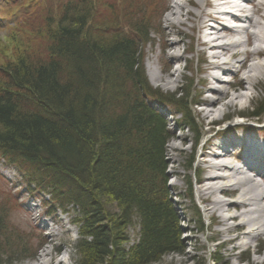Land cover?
I'll return each instance as SVG.
<instances>
[{"label":"trees","instance_id":"obj_1","mask_svg":"<svg viewBox=\"0 0 264 264\" xmlns=\"http://www.w3.org/2000/svg\"><path fill=\"white\" fill-rule=\"evenodd\" d=\"M23 1L28 9L5 45L13 57L0 63V159L51 192L54 207L74 208L73 264H161L183 255L168 187L171 134L148 99L177 103L186 128L197 130L182 93L170 99L149 84L137 40L147 44L149 32L137 24L135 37L121 33L108 0ZM22 48L31 57H20ZM250 114L262 117L264 101ZM0 226V264L35 257L7 234L2 212Z\"/></svg>","mask_w":264,"mask_h":264},{"label":"rangeland","instance_id":"obj_2","mask_svg":"<svg viewBox=\"0 0 264 264\" xmlns=\"http://www.w3.org/2000/svg\"><path fill=\"white\" fill-rule=\"evenodd\" d=\"M189 1H192V3L189 4ZM204 1L108 0L107 2L109 8L106 14L116 17L118 22L115 20V24L117 23L116 26L120 27L121 33L135 37L132 27L137 24L141 25L144 34L149 32L148 44H145L137 37L142 49V60L144 61L149 84L153 89H157V91L169 96L170 99L176 93H182L184 104L187 106L189 115L194 119L197 130V134H195L192 130L179 128L176 125V122L179 123L178 117H174V119L167 118L168 127L173 134L167 146V175L170 178L168 187L172 200L179 210L181 226L184 231L182 238L185 253L183 255L174 254L167 256L161 264H264V233L258 231L249 240L244 234L251 229L248 225L242 226L243 217L236 220L229 218L239 213L241 214L244 210L239 212L233 208H226L216 212L212 217L211 211L207 210L210 204L202 200L201 191L208 184L214 187L223 184L227 185L226 190L228 189L227 191L230 192L229 195L216 194V200L227 203L241 200L239 196L248 189L247 186L244 187L242 184L231 187L229 185L231 182L223 179L215 183H205L209 170L206 169L207 164L204 154L206 150L209 151V146L206 147L207 149H203V147L216 132L220 133V136L215 142L230 144L233 141L232 143L235 145L239 142L242 145V149H256V147L260 146V141H264V131L261 130L264 129V115L260 118L250 117L251 110L259 102L264 101V77L255 93L248 94V100H246L247 97H244V92H246L245 88L248 85L246 81L251 79L248 77V73L239 74L240 71L236 68H232L234 75L231 76V78L235 77L237 80L235 85L233 83L230 86H222L228 91L227 96L223 97L220 94L209 92V88L212 85L208 81V77L217 72L209 67L212 62L211 59L207 63L204 57L200 55L203 49L200 44L201 32L195 29V26L192 29L190 28L191 25L188 23L190 20L186 16L188 12H199L196 6L200 7ZM8 2L0 0V63L12 59L13 52L5 46L6 42H8L7 36L11 27L21 23L24 16L23 10H27V5L30 3V1L23 0H9ZM175 2L182 3L183 9L179 13L178 19H175L174 15L169 19L170 13L173 11L172 5ZM44 13L46 14V10H44ZM15 22H17L16 25ZM184 23L186 24L184 25ZM142 38L144 39L143 35ZM246 38L247 47L253 51L256 46V44H253L255 39L252 37ZM179 40L181 41L180 45L175 50V48H172L174 47L173 42L175 43ZM14 44L17 45L18 43ZM38 47L39 44H37V49ZM187 47L190 49H187ZM23 50L24 48L19 50L22 53L18 52L19 56H28L30 54ZM250 53L247 54L249 55L247 58L251 61L254 56ZM255 53L258 56H263L264 50H258ZM31 54L33 57L35 52ZM174 54L179 56H174ZM205 57L207 58V56ZM249 63L246 60L244 69L248 68ZM155 79L157 80L155 81ZM214 88L218 92L222 91L220 85L216 84ZM220 88L221 90H219ZM213 98L222 100L218 105L221 111L210 118H204L203 109L206 106L202 104L195 107L193 104L205 100H213ZM174 105L176 108H180L177 103H174ZM176 108L172 106L167 112L174 114L177 111ZM210 109L212 108H207L206 113ZM239 113L250 117L247 121H253V123L247 124L245 127L244 124H241L243 121L235 122V119L232 118L239 115ZM229 120H231L230 122L234 121L233 124L230 123L232 124L231 126H228L230 129L218 130L220 128L224 129L226 126H223V124L229 123H224V121ZM244 122L245 124L247 123L246 121ZM213 124H218L220 127L211 128L214 127L211 126ZM180 125L185 124L181 122ZM234 125L235 128H232ZM201 135L204 139L197 144L198 136ZM196 145L198 146L195 147ZM229 148L231 149V147ZM193 158L195 163L192 167H189L188 162ZM207 160L215 164L217 162L214 158H207ZM231 162L233 165H237L235 161ZM0 163L3 164V161L0 160ZM1 164L0 204L5 205L9 213L6 216V213L1 208L0 212L4 214L7 223V234L11 238L23 240L27 254L31 257L35 256L32 259L26 257L24 260L17 261L16 259L20 258V255H13V263L73 264L71 246L76 243L79 236L78 228L74 226L71 219L72 217H77V214H71L70 216L72 217L64 214L62 216L52 215L51 213L56 209L47 211L44 206L41 207L40 202L37 200L39 198L37 193H31L28 190V184L23 181L19 170L5 167L7 169L5 171ZM211 172L224 175L223 172L216 169L211 170ZM233 189L238 190L234 192ZM33 203L39 205L37 209L34 208ZM252 208L255 207L253 206ZM47 215L50 216L48 217ZM222 216L226 220L224 223L220 221ZM40 219L42 223H39ZM199 220L202 226L199 224ZM45 225L48 226L45 227ZM255 227L258 228V226ZM131 234L136 236L138 234L137 229L131 231ZM217 256L218 262L216 261Z\"/></svg>","mask_w":264,"mask_h":264},{"label":"bare ground","instance_id":"obj_3","mask_svg":"<svg viewBox=\"0 0 264 264\" xmlns=\"http://www.w3.org/2000/svg\"><path fill=\"white\" fill-rule=\"evenodd\" d=\"M249 1L253 7L250 11L243 9L244 14H246L245 23H247L244 28L242 26L238 29H231L228 25L229 23H231L232 19L240 18V15L235 11L238 7L231 0H205L204 3L200 5V7L196 6L199 12H188V14L186 15L190 20L188 23H190L191 29L195 26V29L199 30L201 34L207 30L203 35L204 39H200L201 47H203L200 55L204 57V60L207 63H209L208 60L211 59L212 62L209 64V67L217 72L215 74L209 75L208 77V81L212 85V87L209 88V92H216V88H214V85L216 84L220 85L221 88L226 84L222 80L221 76L218 75V70L220 72L222 71L223 75L229 76L232 74V72L227 68H231L232 66L237 64L239 65V67H244V65H246V60H248V62L250 63L256 62L248 66V68L250 69V73H252L253 76L251 80L246 81L249 85V87L245 88L246 92H244V97H247L246 100L249 99L248 94H254L256 91L254 89H258V85H261L260 81L264 77V64L259 63L262 61L258 59L260 56H258L255 52L262 49L264 50V0ZM178 3L180 2H175V4L172 5L173 11L170 13L169 19H171L172 15L175 16V19H178L179 13L183 9L181 5L182 3ZM191 3L192 1H189V4ZM226 9L231 10V12L227 11ZM185 24L186 23H184V25ZM243 36L252 37L255 39L253 44H256V46L253 51L247 47V38L245 39V37L243 38ZM180 42V40L175 43L173 42V46L175 49H178ZM187 49L190 48L187 47ZM248 53L254 56L251 61L250 59L243 57H249V55H247ZM176 56L179 55L176 54ZM205 56H207V58ZM156 80L157 79H155V81ZM219 94L220 96L224 97L228 95V91L222 88V91H220ZM221 101V99H210L209 101L205 100L200 102L201 104L206 106V108L203 109L204 118H210L215 113L221 111L218 108L219 102ZM207 108L212 109H210L206 113ZM241 114L242 113H239V117L237 118L239 122L249 120V117L247 115L241 116ZM211 126H214L211 128L220 127L218 124H213ZM218 130L222 129L220 128ZM232 142L233 141H231L229 144L232 149H229L228 146L224 143H214V145H208L209 151L206 150L204 154V158H206L207 164L206 169L209 170L205 178V183H215L223 179L229 180V182H231V186H238L240 185V183H242V186H247L248 189H246L243 194L239 196L241 200L227 203L216 200L217 193L226 194L228 192V189L226 190L227 185L225 186L223 184L214 187L213 185L208 184V186L204 187L201 191V194L203 195L202 200L205 203L210 204L207 210L211 211L212 217L216 212L222 211L226 208H233L235 210H238L239 212L241 210H244L241 214L239 213L238 215L231 216L229 218L236 220L242 219L243 217L242 226L245 227L246 225H248L251 229L248 233H245L244 236L250 240V238H253L254 234H257L258 231L264 233V169L262 167L256 169V166L264 164V147H256V149H253V151L244 158L240 156V153L234 154V151L236 149L238 150L239 147ZM230 156L231 158L233 157L235 159H240L242 165L247 168V171H243L240 167L230 166V164L227 162ZM207 158L216 159V164L211 163V161L207 160ZM5 159L3 160L6 161ZM214 169L220 172H226L228 174H214L213 172H211V170ZM237 177H241L238 179L240 182L238 184H234L233 180ZM22 178L23 181L28 184L31 192L35 194L37 193L39 197L37 198V200L39 202L43 204V199L46 197H50L53 199V195L51 192L37 188L34 183H28L23 175ZM233 190L236 191L237 189ZM248 193H250L249 196ZM253 206L255 208H252ZM221 218L222 219L220 221L224 223V221H226L225 217L222 216ZM255 226H258V228H256ZM1 233H3V228L0 226V234Z\"/></svg>","mask_w":264,"mask_h":264}]
</instances>
